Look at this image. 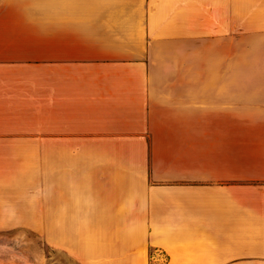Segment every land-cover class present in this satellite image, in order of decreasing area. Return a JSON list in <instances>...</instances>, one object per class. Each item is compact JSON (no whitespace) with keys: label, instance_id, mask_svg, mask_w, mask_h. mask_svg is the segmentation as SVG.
Masks as SVG:
<instances>
[{"label":"crops","instance_id":"obj_1","mask_svg":"<svg viewBox=\"0 0 264 264\" xmlns=\"http://www.w3.org/2000/svg\"><path fill=\"white\" fill-rule=\"evenodd\" d=\"M236 1L0 0V225L84 226L54 241L79 264H264V72H216Z\"/></svg>","mask_w":264,"mask_h":264},{"label":"rangeland","instance_id":"obj_2","mask_svg":"<svg viewBox=\"0 0 264 264\" xmlns=\"http://www.w3.org/2000/svg\"><path fill=\"white\" fill-rule=\"evenodd\" d=\"M250 6L254 12L260 11L259 0H253ZM244 8V0H237L232 9L238 14L228 16L223 15V10L216 11V72H264L263 51L259 48L264 41V18L245 17ZM83 228L75 225H0V264H79L78 258L58 251L54 241L74 239Z\"/></svg>","mask_w":264,"mask_h":264}]
</instances>
